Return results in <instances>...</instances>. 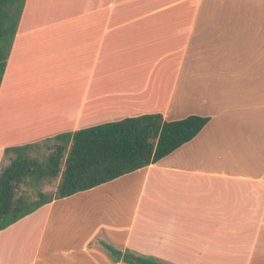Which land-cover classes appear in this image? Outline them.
<instances>
[{
    "label": "crops",
    "instance_id": "obj_1",
    "mask_svg": "<svg viewBox=\"0 0 264 264\" xmlns=\"http://www.w3.org/2000/svg\"><path fill=\"white\" fill-rule=\"evenodd\" d=\"M4 88L0 158L141 114L209 121L163 158L0 230V264H127L108 246L161 264H264V0H25ZM111 183L103 206L127 208L122 224L79 202Z\"/></svg>",
    "mask_w": 264,
    "mask_h": 264
},
{
    "label": "trees",
    "instance_id": "obj_2",
    "mask_svg": "<svg viewBox=\"0 0 264 264\" xmlns=\"http://www.w3.org/2000/svg\"><path fill=\"white\" fill-rule=\"evenodd\" d=\"M25 0H0V84ZM209 121L191 114L167 121L160 113L141 114L65 132L40 160L30 155L39 143L7 147L14 157L0 170V230L53 198H63L116 179L153 163L193 139ZM47 140V141H48ZM59 177L56 191H40L44 180ZM38 188L37 197L17 195L21 184ZM116 260L127 264H161L151 257L124 254L108 246Z\"/></svg>",
    "mask_w": 264,
    "mask_h": 264
},
{
    "label": "rangeland",
    "instance_id": "obj_3",
    "mask_svg": "<svg viewBox=\"0 0 264 264\" xmlns=\"http://www.w3.org/2000/svg\"><path fill=\"white\" fill-rule=\"evenodd\" d=\"M5 92H6V89L4 88V91L0 95V106L5 104V102H4ZM6 105H7V103H6ZM3 123L4 124H2V125L5 126L7 124V120L4 119ZM0 132H2V131L0 130ZM7 138H8L7 135H0V140H6ZM52 144H53L52 141L41 142V143H39V145L36 146V148L34 150L30 151V155L42 160L45 157H47L48 154L53 149ZM9 154H12V153H9ZM13 157H14V154H12V155L7 154V155H4L3 157H1L0 158V170H1V168H3L8 163L9 159H11ZM106 186H107L106 188L98 187L94 191L88 193L87 197H81L79 202L81 204L89 206V208H91V206L93 205V211H94L93 218L95 219L96 222L99 219L111 218L116 223L122 224L123 222H126V220L128 219L129 210L127 208L121 209L117 204L114 207L110 206L108 208L103 206V204L105 203L104 198H106L107 194H114L117 196L118 191H119L118 183H111V184H108ZM37 190H38V188H36V186L33 184H30V183L21 184V185H19V187L17 189V195L24 193V194H27L28 196H30L31 198H36L37 197ZM105 190H107L108 193H107V191L105 192ZM93 198H96V199H93ZM87 218H92L90 212H88ZM116 233L119 235V233H120L119 229L116 230Z\"/></svg>",
    "mask_w": 264,
    "mask_h": 264
}]
</instances>
